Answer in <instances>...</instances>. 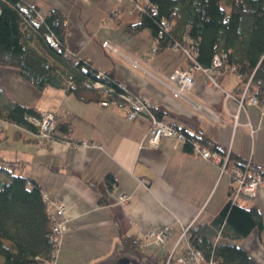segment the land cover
<instances>
[{"label":"crops","instance_id":"0c3cea01","mask_svg":"<svg viewBox=\"0 0 264 264\" xmlns=\"http://www.w3.org/2000/svg\"><path fill=\"white\" fill-rule=\"evenodd\" d=\"M21 1L42 12L60 9L65 15L64 45L71 56L111 71L120 84L162 109L163 119L207 134L224 153L238 155L264 174V105L244 102L239 107L235 74H219L214 87L201 69L192 67L193 84L179 96L168 77L175 68L189 67L185 56L169 61L150 56L133 48L122 38L126 28L115 25L123 15L127 24L137 20L129 0L128 5L122 0ZM150 45H155L152 35ZM107 49L117 53L113 56ZM0 87L14 102L39 113L53 112L56 123L68 127L71 141L95 143L73 147L62 140L39 141L29 129L0 119V158L15 161L18 173L64 205L65 228L56 264H114L124 256L122 251H128L123 236L140 245L147 232L165 226L169 231L163 243L140 245L143 257L136 249L133 253L138 264H146L149 256L160 263L167 256V264H176L175 258L187 249L182 227L208 223L229 199L231 177L218 163L186 151L183 141L174 137L162 136L150 145L147 116L126 118L127 105L114 100L103 104L100 91L87 88L77 96L63 87L38 89L16 68L6 66H0ZM107 175L113 179L110 188ZM121 193L129 195L126 202L117 200ZM237 201L254 206L264 226L263 184L253 197L240 196ZM238 243L264 263V246L254 230ZM152 245H160V253Z\"/></svg>","mask_w":264,"mask_h":264},{"label":"trees","instance_id":"16d2710c","mask_svg":"<svg viewBox=\"0 0 264 264\" xmlns=\"http://www.w3.org/2000/svg\"><path fill=\"white\" fill-rule=\"evenodd\" d=\"M132 3L143 0H129ZM137 12V20L127 24V32L147 27L156 50L195 41V60L202 68L211 67L214 54L225 52L224 64L235 67L238 78L236 96L245 89L244 98L256 97L264 105V0H146ZM65 15L54 7L42 12L37 5L21 0H0V66L16 68L35 88L46 85L63 87L79 95L83 89L102 92L104 100L119 101L118 95L138 92L120 84L111 71L101 72L83 58L71 56L64 45ZM52 38L51 44L48 38ZM100 82V88L94 83ZM157 117L164 111L152 107ZM40 113L4 97L0 87V119L12 122L31 132L36 127L30 116ZM56 130L68 135L65 124ZM183 147L192 152L195 142L224 153L207 134L184 128ZM229 164L261 169L228 152ZM16 162L0 158V264H41L38 257L48 259L53 252L50 240L52 220L48 213V197L32 179L16 171ZM112 176H106L108 188ZM264 246V226L254 206H244L228 199L208 223L188 228L191 247L200 250L203 262L215 264H264L252 258L239 245L238 239L252 231ZM126 250L142 256L138 241L122 237ZM37 257V258H36ZM167 256L146 264H165Z\"/></svg>","mask_w":264,"mask_h":264},{"label":"built area","instance_id":"2783aa9c","mask_svg":"<svg viewBox=\"0 0 264 264\" xmlns=\"http://www.w3.org/2000/svg\"><path fill=\"white\" fill-rule=\"evenodd\" d=\"M146 0H143L141 3L135 2L138 10L142 9L143 4ZM183 45L182 43L174 42L172 46L178 47L182 50L184 56L186 57L189 67L187 68H175L169 74L168 79L175 83L176 87L174 91L177 95L184 97V94L187 90H189L193 84V77L191 74V68H199L202 69L209 79L208 83L218 86V76H219V68L224 66V70L231 71L235 73V67L229 64L223 63V58L225 57V52L220 54H214L211 59V67L210 68H202L200 65L196 63L195 54V41L192 39L185 37ZM49 42L53 45L54 41L50 37L48 38ZM154 50V49H153ZM225 72V71H224ZM100 77L104 76V73L101 71L98 74ZM95 87L100 88L102 84L100 82L94 83ZM245 89L241 93V96L238 98L239 107L246 103L257 104L258 101L256 97L249 96L246 99L244 98ZM120 103L127 105V113L126 118L134 119L139 114H144L147 116L149 120L148 127V142L150 145H155L158 143L159 139L162 136L174 137L179 140L184 139V128L185 126L182 123H170L156 116L154 111L152 110L151 102L140 95H136L130 92L121 93L118 95ZM116 101V100H114ZM103 104H106L108 101L102 100ZM29 121L36 127V130L32 132L33 136L39 141L49 142L52 140H62L68 145L73 147L78 146H87V145H95L94 142H88L85 140L79 142H73L70 139V136L67 134H62L58 130H56V120L55 114L53 112H42L39 116H30ZM192 153L194 155L200 156L202 158L210 159L213 162L218 163L221 166L222 171H227L231 177V188L229 192V198L231 200H237L240 196L253 197L256 194V189L258 185H264V174L262 172L249 168V166H237L229 164L228 153H222L217 150L210 149L201 143L195 142L192 145ZM129 198L128 194L121 193L118 195L117 200L119 202H126ZM64 212V205L56 200H51L48 198V213L52 220L51 231H50V240L53 244V252L51 257L48 259H42L40 257H36L39 260H42L41 264H56V256L58 252V248L60 245V240L62 233L65 228L64 220L61 219V216ZM191 225L182 227V237L185 238L186 242H188V228ZM169 231V226H165L164 228L157 231L147 232L144 238L141 240L140 245L146 244H161L165 241V237L167 232ZM184 254L176 257V264H203V257L200 250L194 249L193 247H188ZM167 264V260L165 262ZM208 264H214L213 261H209Z\"/></svg>","mask_w":264,"mask_h":264},{"label":"rangeland","instance_id":"374dc122","mask_svg":"<svg viewBox=\"0 0 264 264\" xmlns=\"http://www.w3.org/2000/svg\"><path fill=\"white\" fill-rule=\"evenodd\" d=\"M117 1H120V0H117ZM128 2L129 1L122 0V3H125V5H128ZM129 3L132 4L131 7L133 6V9L132 10H135L136 12L139 11L137 9L135 3H131V2H129ZM124 10H125L124 11L125 14L127 12H128V14L131 13V10H129V11H127L126 9H124ZM123 16H121L120 20L115 24L120 30L125 29L126 28V25H127V22L129 21L128 19H125V17H123ZM110 21L112 22L113 19H111ZM122 38L124 40H126L127 42H130L131 45L133 46V48L138 47V49L140 51L147 52V54L150 55V56L160 55V56H162L165 59V61H169L172 58L177 59L178 57L180 58V57L184 56L182 50L180 48L174 47V46L166 47V48H164L162 50H159L158 52L155 53L154 51L156 50V45H154V46L151 47V45H150L151 44V33H150V31H149V29L147 27L140 29L136 33H130V32H128V33H126V35L124 34V36ZM130 38H132V39H130ZM114 41L118 42L117 40H114ZM102 43H104V42H102ZM115 44L118 45V43H113V45H115ZM182 45H183V43H182ZM107 46H109L108 43H107ZM107 50L110 51L109 53L110 54L112 53L113 56H115V54L117 53V52L112 51V50H109V49H107ZM170 65H171V63L168 64V66H170ZM197 69H199V68H197ZM217 70H219L220 75L221 74H224V71H226V70H224V66L221 67V68H219V69H217ZM229 72H231V71L229 70ZM231 73H233V72H231ZM204 74H205V72H204ZM205 76H206V79H209L207 77V74H205ZM207 82H208V80H207ZM210 85L211 86H214L212 84H210ZM214 87H217V86H214ZM103 96L106 97L104 94H103ZM256 105H260V104L257 103ZM150 247H152V250H154V252L160 253V245H152ZM188 247H191L190 244H189V241L187 242V248ZM186 251H188V250H186ZM120 255L127 256L130 259V264H138V262H139V259H138L137 255H135L131 251H122V254H120ZM175 263H176V258H175ZM213 263L215 264V262H213ZM203 264H208V262H203Z\"/></svg>","mask_w":264,"mask_h":264},{"label":"water","instance_id":"95a60500","mask_svg":"<svg viewBox=\"0 0 264 264\" xmlns=\"http://www.w3.org/2000/svg\"><path fill=\"white\" fill-rule=\"evenodd\" d=\"M129 263H130V259L127 256H122L118 258L116 262H114V264H129Z\"/></svg>","mask_w":264,"mask_h":264}]
</instances>
